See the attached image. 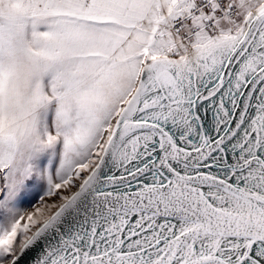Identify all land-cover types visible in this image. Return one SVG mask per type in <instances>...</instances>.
Here are the masks:
<instances>
[{
	"label": "snow or ice",
	"instance_id": "6c2138e0",
	"mask_svg": "<svg viewBox=\"0 0 264 264\" xmlns=\"http://www.w3.org/2000/svg\"><path fill=\"white\" fill-rule=\"evenodd\" d=\"M13 3L0 264H264V0Z\"/></svg>",
	"mask_w": 264,
	"mask_h": 264
},
{
	"label": "rangeland",
	"instance_id": "374dc122",
	"mask_svg": "<svg viewBox=\"0 0 264 264\" xmlns=\"http://www.w3.org/2000/svg\"><path fill=\"white\" fill-rule=\"evenodd\" d=\"M13 7L17 10H23L26 5L24 0H14ZM59 81H57V86H59ZM47 87L45 83V77H39L35 80L30 81L25 86V95L33 101H41L44 103L45 107L43 111H54L56 104V96L54 94L50 95L49 92L44 91ZM35 107V104H33Z\"/></svg>",
	"mask_w": 264,
	"mask_h": 264
}]
</instances>
